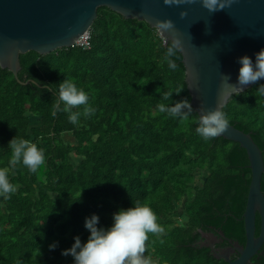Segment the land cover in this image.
I'll return each instance as SVG.
<instances>
[{
	"label": "trees",
	"instance_id": "trees-1",
	"mask_svg": "<svg viewBox=\"0 0 264 264\" xmlns=\"http://www.w3.org/2000/svg\"><path fill=\"white\" fill-rule=\"evenodd\" d=\"M169 44L148 24L99 9L89 51L20 56L17 81L0 68V168L9 169L16 187L10 198L0 197V264H74L62 252L74 237L87 241L85 218L95 214L97 227L107 229L114 213L137 200L148 203L164 227L159 236L149 234L146 245L145 255L157 264H225L201 247L207 235L221 242L216 250L244 246L247 154L221 138L200 137L194 109L187 120L158 111L159 103L191 104L181 55L172 57L175 70L165 60ZM65 79L82 88L96 109L75 125L68 113L51 115ZM260 85L264 79L233 96L222 111L264 160ZM165 92L172 93L169 100L162 99ZM65 135H73L75 144L64 142ZM15 137L43 150L45 164L36 173L22 163L10 166ZM197 175L204 177L201 183ZM260 189L264 196V176ZM259 231L257 217L256 237ZM53 243L57 247L50 250ZM252 264H264V246Z\"/></svg>",
	"mask_w": 264,
	"mask_h": 264
},
{
	"label": "water",
	"instance_id": "water-1",
	"mask_svg": "<svg viewBox=\"0 0 264 264\" xmlns=\"http://www.w3.org/2000/svg\"><path fill=\"white\" fill-rule=\"evenodd\" d=\"M99 9L144 22L152 29L158 20L173 21L174 30L165 35L181 41L185 83L198 117L203 114L201 107L213 110L223 102V109L233 96L255 84L240 93L222 87L226 82L238 84L239 58L248 56L255 64V54L264 48V0H235L231 7L212 13L199 2L167 7L162 0H0V68L17 81L20 56L35 53L43 57L73 48L80 37L91 32ZM181 11L188 13L184 19L179 16ZM161 37L165 44L170 43L169 38ZM218 138L246 152L251 183L243 216L246 242L230 250L239 257L234 262L227 261V253L214 258L227 264H250L264 246V196L260 189L264 160L251 137L230 126ZM177 211L183 216L182 208ZM257 217L260 231L256 237ZM209 248L214 253L212 245Z\"/></svg>",
	"mask_w": 264,
	"mask_h": 264
},
{
	"label": "clouds",
	"instance_id": "clouds-1",
	"mask_svg": "<svg viewBox=\"0 0 264 264\" xmlns=\"http://www.w3.org/2000/svg\"><path fill=\"white\" fill-rule=\"evenodd\" d=\"M199 2L209 13L225 10L231 7L235 0H162L167 7L181 6ZM188 13L181 11L179 16L184 19ZM155 30L158 35L166 36L168 32L174 30L175 25L172 20L166 19L156 21ZM170 39V38H169ZM182 52L181 41L176 38L170 39V44L166 49L165 60L168 67L172 70L177 68V64L172 57H178ZM241 65L238 75V84H222V87H232L235 93H240L243 88L249 84L264 79V48L255 54V64L248 56L238 59ZM229 77H227L228 81ZM180 91H177L179 95ZM257 94L264 96V85H260ZM57 99L52 104L51 115L55 117L59 112L68 113V120L72 124H78L80 117L85 118L95 114L96 109L89 103L87 93L78 88L71 79H65L58 86ZM172 93L165 92L163 100H169ZM83 108V111H73V109ZM223 102L218 103L213 110H207L201 107L198 127L196 133L205 141L214 139L224 133L229 125V121L224 111H222ZM157 109L160 113H167L169 117H179L181 120H187L193 112V108L188 101L184 99L167 106L159 103ZM10 158L9 164L15 167L21 164L30 172L36 173L45 164V155L42 149L35 143L27 139L15 137L9 142ZM9 169L0 168V197L10 198V194L15 193L16 187L9 181ZM113 223L107 229L98 228L99 217L93 214L85 218V228L90 235L87 241L82 243L80 238L74 237V244L68 250L62 252V255H71L74 264H157L151 256H146L147 241L149 234L159 236L164 232V227L158 222V217L146 202L139 200L133 202V206L127 209H121L113 214ZM50 250L57 247L56 243L49 246ZM17 264L22 262L17 261Z\"/></svg>",
	"mask_w": 264,
	"mask_h": 264
},
{
	"label": "flooded vegetation",
	"instance_id": "flooded-vegetation-1",
	"mask_svg": "<svg viewBox=\"0 0 264 264\" xmlns=\"http://www.w3.org/2000/svg\"><path fill=\"white\" fill-rule=\"evenodd\" d=\"M209 236H211V235L205 236L207 238H205V242H203L201 244V247L209 248V246L212 245V248L214 249V253H212L213 258L216 255H221L223 253H227L226 254L227 255V261L228 262H234L239 257L237 254L231 253L230 252L231 249L225 248V249L216 250V247L215 246H220L221 245V242H219L218 240H216L214 237L209 238ZM213 238H214V241L212 242V239ZM215 261H223L225 264H227L224 260H217V259H215ZM253 262H254V260H253ZM250 264H252V260H251Z\"/></svg>",
	"mask_w": 264,
	"mask_h": 264
},
{
	"label": "built area",
	"instance_id": "built-area-1",
	"mask_svg": "<svg viewBox=\"0 0 264 264\" xmlns=\"http://www.w3.org/2000/svg\"><path fill=\"white\" fill-rule=\"evenodd\" d=\"M90 41H91V32H87L78 39L74 48H77L81 50L82 52H87L91 48Z\"/></svg>",
	"mask_w": 264,
	"mask_h": 264
},
{
	"label": "rangeland",
	"instance_id": "rangeland-1",
	"mask_svg": "<svg viewBox=\"0 0 264 264\" xmlns=\"http://www.w3.org/2000/svg\"><path fill=\"white\" fill-rule=\"evenodd\" d=\"M32 124H36V121L32 120ZM63 140H64V142H68L67 144H69V145H74L75 144L74 141L72 142L73 135H65ZM44 148H45V146H44ZM197 180H199V183H201L200 181L204 180V177L202 175H197ZM178 215L180 217H182L179 212H178Z\"/></svg>",
	"mask_w": 264,
	"mask_h": 264
},
{
	"label": "crops",
	"instance_id": "crops-1",
	"mask_svg": "<svg viewBox=\"0 0 264 264\" xmlns=\"http://www.w3.org/2000/svg\"><path fill=\"white\" fill-rule=\"evenodd\" d=\"M35 127H37V125L35 126ZM74 140H72V142H73ZM66 143H68V142H66Z\"/></svg>",
	"mask_w": 264,
	"mask_h": 264
}]
</instances>
